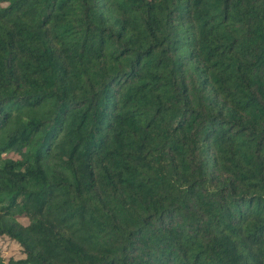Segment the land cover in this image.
<instances>
[{
    "label": "trees",
    "instance_id": "obj_1",
    "mask_svg": "<svg viewBox=\"0 0 264 264\" xmlns=\"http://www.w3.org/2000/svg\"><path fill=\"white\" fill-rule=\"evenodd\" d=\"M0 239L264 264V0H0Z\"/></svg>",
    "mask_w": 264,
    "mask_h": 264
},
{
    "label": "rangeland",
    "instance_id": "obj_2",
    "mask_svg": "<svg viewBox=\"0 0 264 264\" xmlns=\"http://www.w3.org/2000/svg\"><path fill=\"white\" fill-rule=\"evenodd\" d=\"M0 249H2V252L4 253V257L6 258L11 257V256L13 257L19 256V250L15 245L11 243H7V241L1 240V239H0Z\"/></svg>",
    "mask_w": 264,
    "mask_h": 264
}]
</instances>
